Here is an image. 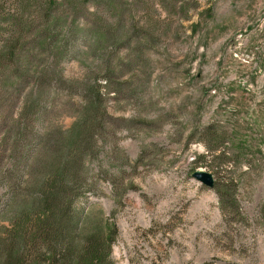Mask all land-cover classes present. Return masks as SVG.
<instances>
[{"label":"rangeland","instance_id":"374dc122","mask_svg":"<svg viewBox=\"0 0 264 264\" xmlns=\"http://www.w3.org/2000/svg\"><path fill=\"white\" fill-rule=\"evenodd\" d=\"M126 1L132 15L109 18L114 52L59 64L79 84L111 59L126 82L88 162L96 189L75 205L117 225L114 264H264V0ZM62 94L51 120L68 127L78 99ZM225 189L236 210L223 213Z\"/></svg>","mask_w":264,"mask_h":264},{"label":"trees","instance_id":"16d2710c","mask_svg":"<svg viewBox=\"0 0 264 264\" xmlns=\"http://www.w3.org/2000/svg\"><path fill=\"white\" fill-rule=\"evenodd\" d=\"M133 10L126 0H0V264H114L117 225L75 204L96 189L88 162L109 119L108 94L126 82L111 59L79 84L63 80L59 64L114 52V39L105 45L118 29L109 18ZM63 91L78 99L68 127L51 120ZM227 191L218 190L223 213L236 210Z\"/></svg>","mask_w":264,"mask_h":264},{"label":"water","instance_id":"95a60500","mask_svg":"<svg viewBox=\"0 0 264 264\" xmlns=\"http://www.w3.org/2000/svg\"><path fill=\"white\" fill-rule=\"evenodd\" d=\"M192 177L208 188L214 187V183H215L214 176L210 172L204 170H195L192 173Z\"/></svg>","mask_w":264,"mask_h":264}]
</instances>
